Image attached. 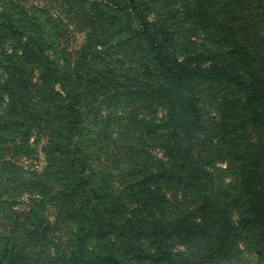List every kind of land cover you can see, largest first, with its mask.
<instances>
[{
  "label": "trees",
  "instance_id": "trees-1",
  "mask_svg": "<svg viewBox=\"0 0 264 264\" xmlns=\"http://www.w3.org/2000/svg\"><path fill=\"white\" fill-rule=\"evenodd\" d=\"M253 2L259 4L264 0ZM157 5L156 0H101L98 7L102 13L98 12L96 17L116 24L115 29L107 28L104 36L94 32L87 37L82 48L85 64L82 69L74 70L75 73L70 66L61 67L49 53L51 46L44 33L30 36L20 55L14 54V51L2 52L4 58L0 61L1 68L11 71L12 77H17L15 82H8L5 87L9 101L4 116L8 118L0 123V145L6 129H16L22 124L20 120H26L28 124V110L34 107L40 113L41 128L50 134L51 141L46 149L52 165L43 175L46 182L41 184L32 179L0 177V222H12L14 219L8 211L12 205L8 199L14 197L11 192L38 188L41 193V201L35 203L39 206L27 218L29 228L26 234H23L24 231L21 236L12 229L19 227L20 222L0 233V264H180L175 254L166 248L167 241L176 239L186 242L202 238L212 239L219 262L234 259L236 237L232 233L231 222L221 215L213 195L212 177L202 165L191 171L197 173L190 175L186 186L182 183V177L173 180L175 176L171 175L166 178V181L175 184V191L187 189L199 202L198 210L193 213L182 209L184 201H178L175 206L182 213L170 215L169 219L174 216L171 220L145 212L154 206L152 204L159 197V190L141 192L138 182L130 181L141 174L135 173L131 167L122 171L125 183L129 181L130 184L124 193L115 190L110 183H93L89 153L108 143L115 145V163L119 162L117 151L122 159L127 160L128 153L136 150V143L148 140L156 145L162 143L169 157L166 170L171 174L182 175V161L185 158L182 156V142L190 137L188 134L195 130L204 114L201 103L207 89H193L192 86L197 85L198 81L215 85L226 80L244 87L245 103L253 110V119L264 127V67L258 64L256 56L252 59L249 45L238 42L239 37L244 36L254 23L253 19L246 16L247 11L249 13V0H182V27L189 22L191 29L195 26V31L200 27L213 29L219 26L210 34L215 44L224 42L221 28L225 26L219 20L220 15L227 20L236 8L243 7L237 11L244 18L233 15V43L229 39L226 42L229 61L236 64L238 71H232L224 63L215 62V49L206 52L188 50L186 47L191 48L197 42L187 38L184 31L180 57L181 52L174 46L172 38V24H175L180 11L165 6L161 10L156 9L158 18L151 20L150 17L156 14L154 10ZM104 7L111 9V13L106 14ZM230 8L228 15L226 12ZM121 12L133 19L127 26L119 15ZM92 19L96 20L95 17ZM237 25L243 28L239 30ZM34 29L15 28L12 25L2 28L5 34L9 30L20 40ZM125 34L130 38L120 41L115 47L119 54L127 46L123 53L124 59L114 58L108 50L103 51L108 41H115L118 35ZM49 37L53 43L52 35ZM1 42L4 43L3 38H0V45ZM29 51H33V54H28ZM101 56L106 57L109 69L94 73L90 62H100ZM27 61L38 62L42 66L43 88L29 90L24 72L18 66ZM149 62L152 68L148 67ZM119 72L134 77L114 75ZM141 76L152 85L141 84L137 79ZM113 84L116 88L127 86L128 90L120 91L110 96L108 101L101 102L102 107L107 104L109 113L100 124L95 116L87 112V99H99V95L103 94L101 90L110 89ZM35 93L39 94L38 105L34 101ZM124 103L139 112L149 111L152 117L148 119L144 115L140 119L128 120ZM25 128L29 129L27 125ZM108 150L111 151V147ZM5 152V149H0V159L5 156ZM141 152L140 156L147 154ZM14 168L15 165L9 162L0 163V176ZM142 177V181L147 184L154 179L152 172L144 173ZM51 183L57 189L53 197L48 189ZM50 198L54 200L58 211L57 225L70 222L66 227L74 232L68 246L50 237L49 227L41 230L44 210L40 208ZM196 214L200 218H196ZM256 221L264 239V195L256 210ZM151 241L155 243L154 250Z\"/></svg>",
  "mask_w": 264,
  "mask_h": 264
},
{
  "label": "rangeland",
  "instance_id": "rangeland-1",
  "mask_svg": "<svg viewBox=\"0 0 264 264\" xmlns=\"http://www.w3.org/2000/svg\"><path fill=\"white\" fill-rule=\"evenodd\" d=\"M158 2L155 8V13L150 17L151 20L157 19L156 9L161 10L162 7L168 6L171 10H179L175 24H172L174 46L181 52L182 57V31L186 33L187 38H192L197 44L188 50L196 49L200 52H206L209 49H215V62L224 63L232 71H238L236 64L230 62L228 58V39L233 43L234 36L231 34L233 25V15L240 16L238 11L243 9L242 6L236 8L228 19L222 18L219 20L225 26L221 28L223 32V44L214 43V38L210 35L212 31L219 28L210 29L200 27L195 31V26L190 22L182 27V0H156ZM225 0H222V2ZM101 0H0V38H3L4 43L0 45V61L4 56H1L3 51L20 55L24 52V45L30 40V36L34 33H44L51 47L49 53L58 61L61 67H71L75 73L78 69H82L85 64L83 60V46L89 35L94 34L104 36L107 28L115 29V25L110 22L96 17L101 9L98 7ZM249 13L247 9V17L254 20L249 26V30L240 36L239 43L249 47L252 53V59L255 56L259 60L258 64L264 67V2L254 3L249 0ZM106 14L111 13V9L104 7ZM238 10V11H237ZM230 10L226 14L230 15ZM250 14V15H249ZM102 15V14H101ZM124 25L127 26L133 19L128 17L124 12L119 13ZM219 16V14H218ZM96 18L93 21L92 18ZM243 17L244 16H240ZM250 20V21H251ZM102 21V22H101ZM252 22V21H251ZM246 24V23H245ZM25 27L27 29L36 28L39 30H29L27 36L23 39L16 38L12 32L8 30L5 34L2 28ZM251 27V28H250ZM241 30L243 26L237 25ZM225 29V30H224ZM49 35H52L53 43ZM130 38L127 34L118 35L115 41H108L103 48V51L108 50V53L114 58L124 59V47L119 54L115 47L120 41H127ZM28 54H33L29 51ZM106 57L101 56L100 62H90V67L94 73L98 70H108L105 61ZM233 61V60H232ZM5 66L6 62L3 61ZM24 72V78L28 82L29 90L43 88L41 79L42 66L35 61H27L18 65ZM148 67H151L150 62ZM115 76H124L129 78L131 75H123L121 72L115 73ZM17 75L12 77L11 71H5L1 68L0 63V123L7 120L4 116V111L7 109L9 95L5 88L7 83L16 81ZM132 78L134 76H131ZM141 84H151L142 76L137 78ZM200 87H198V86ZM197 85L192 88L196 91L207 89L206 97L201 103L203 106V118L195 128L182 142V156L184 160L182 165L184 170L181 174H171L167 169V161L169 157L166 155V148L162 143L156 145L155 142L148 140L136 143V150L128 153L127 160L122 159L117 151L119 162L115 163V145L113 143L103 144L92 153H89L91 165V174L94 185H106L110 183L117 191H122L128 187L129 181L125 183L122 171H126L129 167L135 173H140L137 177L130 181L138 182L137 186L141 192L159 190V197L152 204V208L146 210L147 214L155 213L158 218L169 219L170 215H180L182 211L177 209L176 203L184 201L182 209H188L193 213L198 210V199H194L187 189L176 190L175 184L171 181H166L167 177L174 175L176 180L182 177L184 186L189 183L190 175L197 172H191L201 165L209 171L213 183V195L217 200L221 215L231 222L232 233L236 237L235 255L230 262L221 263L217 260L216 252L212 244V239H189L186 242L183 240H169L166 243V248L170 249L180 261V264H264V239L260 225L256 221V210L260 207V200L264 195V127L253 119V110L245 103L244 87H238L226 80H221L218 83L208 84L198 81ZM113 84L110 89H103V94L99 95V99L94 97L92 100L87 99V112L99 120V123L104 121L109 110L101 106V102L107 100L110 96L117 95L120 91L128 90L127 86L116 88ZM58 86H56V89ZM203 88V89H202ZM185 86L182 83V91ZM202 93V92H200ZM41 97V95H40ZM88 97V98H89ZM39 94L35 93V104L38 105ZM28 100V99H27ZM128 112L127 119L142 118L144 115L150 119L152 117L149 111L139 112L136 108L128 106L124 103ZM122 105V107H124ZM22 107V106H19ZM30 121L20 120L21 125L16 129H6L3 133L0 149H5V156H2L0 163L9 162L15 165L16 168L2 174L0 177L7 178L13 176L14 179H32L40 184L46 182L43 177L46 169L52 164L50 161L49 151L46 149L50 139V134L41 128L40 113L36 108L29 110ZM161 115L162 110H158ZM264 115V110H262ZM260 117H263V116ZM26 125L29 129H26ZM127 130V129H126ZM133 133V132H131ZM187 136V135H186ZM135 145V144H134ZM111 147V151L108 150ZM44 150H47L45 152ZM142 151V152H141ZM140 152L147 153L140 156ZM54 173V171H50ZM153 173L154 179L144 183L142 181L144 173ZM165 179V181H164ZM173 182V181H172ZM174 183V182H173ZM52 197L57 192L56 186L53 183L48 188ZM38 188L23 189L22 191L11 192L14 197L8 199L12 204L8 207V211L14 216L12 222L1 221L0 233L4 229L8 230L12 226L20 222L19 227L14 229L22 236L26 234L29 228L27 218L36 211L41 201V193ZM105 191V190H104ZM129 193V191H128ZM181 198V199H179ZM44 210L42 227H49V236L55 238L56 241H61L63 245L68 246L71 235L74 233L67 223L57 225L58 211L55 209V202L52 198L47 199L41 208ZM39 209V210H40ZM130 213H133L130 210ZM142 216H144L142 214ZM200 218L198 214L194 215ZM152 249H155V243L150 242ZM54 248V247H53ZM51 254L53 252L50 249ZM136 264V262H134ZM139 264V263H137ZM144 264H164V263H144Z\"/></svg>",
  "mask_w": 264,
  "mask_h": 264
}]
</instances>
